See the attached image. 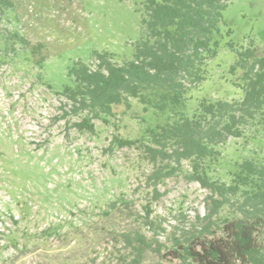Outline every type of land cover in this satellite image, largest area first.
Here are the masks:
<instances>
[{
  "label": "rangeland",
  "instance_id": "374dc122",
  "mask_svg": "<svg viewBox=\"0 0 264 264\" xmlns=\"http://www.w3.org/2000/svg\"><path fill=\"white\" fill-rule=\"evenodd\" d=\"M12 1L14 7L0 13V264H120L124 250L114 233L140 228L153 236L143 223L148 205L164 249L150 252L144 264H178L169 253L172 238L203 225L198 217L208 213L211 193L187 180L185 162L157 186L161 196L155 199L147 180L155 166L136 147L112 146L116 136L142 139L155 124L137 100L129 110L116 107L109 123L93 120L91 134L74 126L86 113H71L61 95L74 62L96 67L94 51L112 53L120 65L133 59L145 0ZM221 34L206 80L188 91L190 115L204 99L243 98L236 85L242 71L230 69L237 51L252 46L264 56V0H232ZM245 159L264 164V124L228 141L213 178L230 183L231 171ZM220 216H238L236 203Z\"/></svg>",
  "mask_w": 264,
  "mask_h": 264
},
{
  "label": "trees",
  "instance_id": "16d2710c",
  "mask_svg": "<svg viewBox=\"0 0 264 264\" xmlns=\"http://www.w3.org/2000/svg\"><path fill=\"white\" fill-rule=\"evenodd\" d=\"M231 1L145 0L143 36L135 45L133 59L120 65L112 53L94 51L96 67L74 62L68 71L71 83L61 92L70 102L71 113H86L74 124L81 132L94 134L93 120L109 123L116 107L132 108V99L145 114H152L155 124L142 139L116 136L112 146L136 147L155 166L147 178L155 187V199L161 196L157 186L181 171L185 162L190 167L187 180L211 193L208 213L198 217L203 225L182 238H172L169 253L178 264H264V164L254 159L237 163L230 183L212 175L230 139L244 138L248 129L264 124V56L252 46L237 51L229 43L238 53L230 71L234 75L242 71L236 85L243 98L204 99L192 115L188 113V91L206 80L207 61L218 55L223 12ZM13 7L12 0H0L1 14ZM14 37L29 45L19 34ZM44 61L42 56L37 62L42 66ZM232 203L238 216H220ZM145 213L143 223L150 231L153 228V236L140 228L114 233L124 250L120 264H144L150 252L162 254L164 245L157 238L150 205Z\"/></svg>",
  "mask_w": 264,
  "mask_h": 264
}]
</instances>
